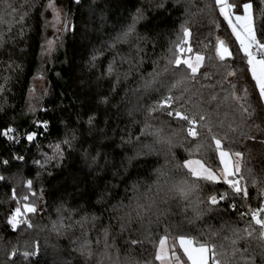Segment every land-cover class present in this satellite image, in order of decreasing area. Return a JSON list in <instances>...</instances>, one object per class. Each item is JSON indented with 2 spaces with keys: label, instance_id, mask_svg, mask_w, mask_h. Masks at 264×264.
Listing matches in <instances>:
<instances>
[{
  "label": "trees",
  "instance_id": "trees-1",
  "mask_svg": "<svg viewBox=\"0 0 264 264\" xmlns=\"http://www.w3.org/2000/svg\"><path fill=\"white\" fill-rule=\"evenodd\" d=\"M228 1L253 4L264 42V3ZM61 2L73 27L45 61L47 9ZM134 20L135 30L117 42ZM221 40L232 53L224 61L216 53ZM196 54L204 57L197 79L176 86L174 73L190 72L169 60ZM246 60L216 0H0V133L15 130L12 140L0 135V264H161L155 254L166 231L169 257L172 236L185 234L210 243V262L215 255L219 264H264V233L251 220L264 204V101ZM42 72L48 92L35 96ZM169 96L171 107L162 106ZM185 109L205 117H197L195 138L167 114ZM38 120L47 129L25 143ZM157 130L172 143L160 142ZM217 138L239 160L240 194L177 166L200 159L219 174ZM19 177L31 181L39 206L13 229L5 219L15 211ZM185 179L197 184L187 199L175 189ZM224 194L218 210L195 216L197 195ZM249 225L243 238L229 230ZM176 255L184 264L178 244Z\"/></svg>",
  "mask_w": 264,
  "mask_h": 264
},
{
  "label": "snow or ice",
  "instance_id": "snow-or-ice-1",
  "mask_svg": "<svg viewBox=\"0 0 264 264\" xmlns=\"http://www.w3.org/2000/svg\"><path fill=\"white\" fill-rule=\"evenodd\" d=\"M264 3V0H261ZM217 6L220 8V13L223 16L224 20L231 27L233 35H235L236 40L239 42L240 51L243 52L244 57L247 58L246 62L249 66L248 70L251 72L252 79L255 81V87L258 89L259 97L261 101H264V42L257 39V31L258 29L254 27L253 23V15L252 9L253 4L242 2V5H235L232 3H228L227 0H216ZM242 7L243 15H234V10H237ZM135 30V20L132 25H129L126 31H124L122 37L117 38V42L122 40H126L130 34ZM189 36V32L187 29L183 30V37L187 38ZM179 40V38H178ZM51 43V42H50ZM176 44L174 43V47ZM191 51V49H188ZM216 53L219 60L224 61L226 57H231L232 53L229 51L228 47L225 45L224 41L221 40L218 42L216 46ZM258 54V55H257ZM204 57L201 55H196L195 62L191 60H181L179 57L174 60L170 59L169 64H175L177 68L180 67L181 64L186 66V69L190 72L181 71L179 73H174V75L179 76V80L177 81V85L181 83H186L189 80H196L199 69L202 66ZM111 72V68H109ZM232 75V73H229ZM204 78H208V74H204ZM235 88V84L231 86ZM247 95V89H245V96ZM174 97L169 96L165 99L164 104L162 106L171 107V103ZM176 100H180L181 97H175ZM212 99H216L215 96H212ZM243 107V106H242ZM245 112L248 111L247 108L243 109ZM169 116H174L179 120L185 121L188 125L187 134L191 137L197 136L196 124L197 117L199 120H204V115L198 112H194L192 116L187 114V110L184 112L179 110L169 111L167 113ZM47 122L36 121L33 124V129L29 132L24 133L22 139L25 143L33 142L39 138L40 135L47 129ZM15 130L12 128H8L7 130L0 133L3 137H7L9 140H12V136L10 135ZM156 137L160 142L172 143V138L164 135L160 130L155 132ZM216 151L219 155L220 165L222 166V170L217 174L210 170V167L206 166L205 162H202L200 159H189L183 165H177L178 167H183L188 169L193 177L196 179H203L214 183H220L221 180L225 183L229 189H232L236 194H240L242 192L241 181H243L244 177L240 176V164L239 160L233 162L230 157L228 151H224L221 147V140H214ZM199 147V146H198ZM195 150H193L194 154ZM236 157H240L241 153H234ZM239 177V178H237ZM31 187V185H29ZM197 184L195 181H189L187 179L183 180L179 185L175 186L176 191L183 195L186 199L191 196ZM244 196H247L246 189L243 190ZM227 198V194L224 195H210L206 200L200 199L197 195L195 200H191L190 204L192 206L193 212L196 217L203 215L205 212H210L214 210H218L215 206H217L221 201ZM27 199V197H25ZM203 204L204 208H201L200 205ZM211 205V207H209ZM233 207H235L233 205ZM27 213H34L36 208L34 206H25L24 209ZM261 213H264V208L259 210H251V220L254 221L255 225L259 226V230L261 233H264V216H261ZM136 215H144V213L139 209H135ZM21 212L20 209H16L15 216L13 217L12 223L15 224L17 219L20 217ZM129 218V217H128ZM127 222V221H126ZM125 225L122 224V228ZM233 236L237 238H243L245 232L248 235L252 234L251 225L246 229H229ZM171 234L167 231L165 234L158 238L159 249L155 254V260L160 261L161 264H180L182 259L181 256L176 255V245L178 244L179 249H182L183 257H186L184 260V264H209V254L213 252V249L210 247V243L205 241L204 243H200L198 241L194 242L193 239L187 237L185 234H178L172 236V239L175 241L172 245V256L168 257L166 254V249L168 245L169 236ZM132 243H137L136 240H133ZM231 243L234 245L236 240L233 239ZM86 247V243L84 245ZM219 251V249H217ZM212 264H219L217 257L215 255L212 256Z\"/></svg>",
  "mask_w": 264,
  "mask_h": 264
},
{
  "label": "rangeland",
  "instance_id": "rangeland-1",
  "mask_svg": "<svg viewBox=\"0 0 264 264\" xmlns=\"http://www.w3.org/2000/svg\"><path fill=\"white\" fill-rule=\"evenodd\" d=\"M227 2L229 3L228 0H227ZM56 4L50 5L49 8L47 9V13H46V18L48 20V29H47V33H46V41H45L44 47L42 49V54H43L42 57H43V60H45V61H48L51 57H53V55H55L58 41L61 40V38L65 35L66 30H69L70 28L73 27L72 23L69 22L70 21L69 18L66 15H64L66 2H61V3H56ZM233 14L234 15H243V11L238 12V13L233 12ZM252 15H253L254 27H256L253 9H252ZM60 22H61V24H60ZM59 24H60V26L58 27ZM229 28L232 32V29L230 26H229ZM232 35H233V32H232ZM233 37L236 40L235 35H233ZM236 42L240 48L239 42L237 40H236ZM196 55H198V54H196ZM196 55H193V56L186 55V56H184L183 60H191V61L195 62ZM203 62H204V59H203ZM203 62H202V65H203ZM33 89L35 92V96H38L40 93L47 94L48 82H47V77H46L44 72L39 73L38 76L36 77V79L34 81V88ZM224 151H226V150H224ZM230 157L233 160L231 154H230ZM29 185H31V181H27L22 177L15 179L14 187L16 188L15 189L16 191H15V195L12 196V198L10 200L11 202H13L15 204V206H14L15 211L11 216L9 214L5 219L6 224L10 225L13 229H17V227L19 225L27 224V221L29 219V215L27 214V212L24 211L25 206H34L36 208V210H38L39 205L38 204L36 205L35 202L32 200V198L34 197V193L31 189V187H29ZM22 187H25L26 192H28L27 194H24V191H22ZM25 197H27V199H25ZM16 209H20L21 215L17 219V222L15 224H13L12 221H13V217L15 216ZM4 218H5V216H4ZM166 254L169 257L168 245H167V249H166ZM211 263L212 262H210V260H209V264H211Z\"/></svg>",
  "mask_w": 264,
  "mask_h": 264
},
{
  "label": "clouds",
  "instance_id": "clouds-1",
  "mask_svg": "<svg viewBox=\"0 0 264 264\" xmlns=\"http://www.w3.org/2000/svg\"><path fill=\"white\" fill-rule=\"evenodd\" d=\"M158 183H159V181H158ZM157 194L160 195L161 198H163L164 195H167V193L164 190V187H163L162 183L160 184V187H159V189L157 191Z\"/></svg>",
  "mask_w": 264,
  "mask_h": 264
},
{
  "label": "built area",
  "instance_id": "built-area-1",
  "mask_svg": "<svg viewBox=\"0 0 264 264\" xmlns=\"http://www.w3.org/2000/svg\"><path fill=\"white\" fill-rule=\"evenodd\" d=\"M263 201H264V197H263ZM263 208H264V204H263ZM264 216V215H263ZM259 227V226H258Z\"/></svg>",
  "mask_w": 264,
  "mask_h": 264
}]
</instances>
